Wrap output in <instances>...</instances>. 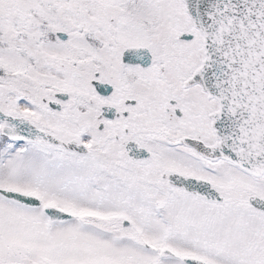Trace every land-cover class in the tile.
<instances>
[{
  "label": "snow or ice",
  "instance_id": "1",
  "mask_svg": "<svg viewBox=\"0 0 264 264\" xmlns=\"http://www.w3.org/2000/svg\"><path fill=\"white\" fill-rule=\"evenodd\" d=\"M0 264H264V0H0Z\"/></svg>",
  "mask_w": 264,
  "mask_h": 264
}]
</instances>
